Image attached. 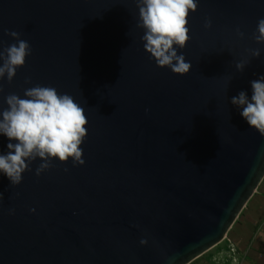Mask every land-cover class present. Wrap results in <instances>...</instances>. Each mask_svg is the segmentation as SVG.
<instances>
[{
	"label": "water",
	"instance_id": "1",
	"mask_svg": "<svg viewBox=\"0 0 264 264\" xmlns=\"http://www.w3.org/2000/svg\"><path fill=\"white\" fill-rule=\"evenodd\" d=\"M197 3L179 76L144 49L135 0H0V51L8 31L32 47L0 82V111L39 84L89 121L83 166L56 159L38 177L37 158L18 186L0 172V264H189L225 239L264 178V136L231 104L264 75L252 38L264 0Z\"/></svg>",
	"mask_w": 264,
	"mask_h": 264
},
{
	"label": "clouds",
	"instance_id": "2",
	"mask_svg": "<svg viewBox=\"0 0 264 264\" xmlns=\"http://www.w3.org/2000/svg\"><path fill=\"white\" fill-rule=\"evenodd\" d=\"M135 3L139 10L137 27L143 30L141 41L146 52L158 67L169 68L179 76L188 75L192 65L183 54H178L177 48L184 49L190 41L189 17L190 12L198 10L197 0H135ZM205 27H212L211 20L206 21ZM236 34L242 40L245 38L239 28ZM7 35L16 43L0 51V82L6 77L11 83L17 70L26 65V58L32 55V47L17 31H8ZM252 38L264 45V18L258 20ZM247 51L252 57L261 56L259 48ZM249 63L248 60L238 62L236 68L243 72ZM26 83L31 84V80L27 79ZM251 88V99L241 91L231 98V104L241 109L240 115L250 127L264 136V75L251 81ZM3 91L0 87V93ZM6 104L7 108L0 111V135L10 142L7 154H0V172L13 186L22 183L23 174L31 171L30 165L37 158L42 161L35 170L38 177L54 167L56 159L62 163L71 160L73 167L85 164L81 146L88 135L89 121L84 108L71 95H61L52 86L37 84L26 88L23 98L9 94ZM9 214L14 215L15 209H10ZM140 244L147 245L148 239L142 238Z\"/></svg>",
	"mask_w": 264,
	"mask_h": 264
},
{
	"label": "crops",
	"instance_id": "3",
	"mask_svg": "<svg viewBox=\"0 0 264 264\" xmlns=\"http://www.w3.org/2000/svg\"><path fill=\"white\" fill-rule=\"evenodd\" d=\"M262 182L263 181H261V183ZM261 192V196L258 198L256 205L257 210L249 213L240 225L241 228L243 225H247L249 227L250 234L245 237L238 229L231 236V245L241 247V249H239V252L241 253L240 264H264V185ZM221 256V253L215 254V258L219 259L217 264H221ZM229 264H233V262H229Z\"/></svg>",
	"mask_w": 264,
	"mask_h": 264
},
{
	"label": "rangeland",
	"instance_id": "4",
	"mask_svg": "<svg viewBox=\"0 0 264 264\" xmlns=\"http://www.w3.org/2000/svg\"><path fill=\"white\" fill-rule=\"evenodd\" d=\"M262 181L263 182L258 186L253 196L245 204L244 208L241 210L240 214L235 219L234 223L227 232L225 239L214 248L210 249L203 255L199 256L190 264H213V263L217 264L219 259L215 258V254H219V253L222 254L221 264H229V262H233V264H240L241 253L239 252V249H241V247H235L234 245H231L232 244L231 236L238 229L240 230V232L243 233L242 235H244L245 237H247L250 234V230L247 225H243L242 228L240 225L243 223V219H245V217L249 213L255 212L257 210L256 205L258 202V198L261 196L262 193L261 189L264 185V178ZM214 259H216L217 261Z\"/></svg>",
	"mask_w": 264,
	"mask_h": 264
}]
</instances>
